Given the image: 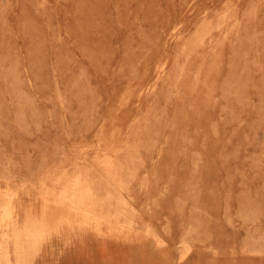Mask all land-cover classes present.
I'll return each instance as SVG.
<instances>
[{
  "label": "rangeland",
  "instance_id": "rangeland-1",
  "mask_svg": "<svg viewBox=\"0 0 264 264\" xmlns=\"http://www.w3.org/2000/svg\"><path fill=\"white\" fill-rule=\"evenodd\" d=\"M0 264H264V0H0Z\"/></svg>",
  "mask_w": 264,
  "mask_h": 264
},
{
  "label": "bare ground",
  "instance_id": "bare-ground-1",
  "mask_svg": "<svg viewBox=\"0 0 264 264\" xmlns=\"http://www.w3.org/2000/svg\"><path fill=\"white\" fill-rule=\"evenodd\" d=\"M114 167V166H113ZM124 176V175H123ZM122 176V177H123ZM76 180H78V179H76ZM75 181V180H74ZM76 182V181H75ZM75 184H77V183H75ZM76 186V185H75ZM90 189V188H89ZM91 193V192H90ZM80 194V193H79ZM85 194V193H84ZM92 195V194H91ZM81 199H83L85 196H83V194H80V196H79ZM86 198H88V197H86ZM85 199V198H84ZM81 201V203H82V200H80ZM81 205V204H80ZM83 205V204H82ZM81 205V206H82ZM11 206V205H10ZM80 207V206H79ZM95 207V206H94ZM81 208V207H80ZM82 209V208H81ZM11 210H12V208H11ZM11 210H10V208L9 207H7V209H6V211L4 212V218H7V219H9V218H11V215H12V213H11ZM83 210V209H82ZM85 213H86V211H84ZM89 214V213H88ZM91 215V214H90ZM86 216H88V215H86ZM93 217V216H92ZM99 218V217H98ZM86 220H88V219H86ZM92 220V219H91ZM99 220H101V219H99ZM98 221V220H97ZM99 222V221H98ZM105 222V221H104ZM104 222H99V224L97 225V228L98 229H101L102 231H105V232H112L113 230H112V226L110 225V224H105ZM107 222H110V221H107ZM114 228V227H113Z\"/></svg>",
  "mask_w": 264,
  "mask_h": 264
}]
</instances>
